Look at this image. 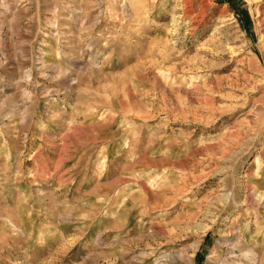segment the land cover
<instances>
[{"label":"rangeland","instance_id":"rangeland-1","mask_svg":"<svg viewBox=\"0 0 264 264\" xmlns=\"http://www.w3.org/2000/svg\"><path fill=\"white\" fill-rule=\"evenodd\" d=\"M247 251L264 264V0H0V264Z\"/></svg>","mask_w":264,"mask_h":264},{"label":"bare ground","instance_id":"bare-ground-1","mask_svg":"<svg viewBox=\"0 0 264 264\" xmlns=\"http://www.w3.org/2000/svg\"><path fill=\"white\" fill-rule=\"evenodd\" d=\"M20 76V74H19ZM20 89V88H19ZM24 93V92H23ZM246 251V250H245ZM244 254V253H243ZM245 254H247L248 256H250L251 258V263L250 264H258L256 261V255H254L252 252L247 251ZM247 256V257H248ZM187 262L190 264L192 262L191 258L187 259ZM235 262V261H234ZM238 262V261H237ZM248 263V262H247ZM220 264H231L230 261L228 262L226 259L222 260V262ZM236 264V263H235Z\"/></svg>","mask_w":264,"mask_h":264}]
</instances>
